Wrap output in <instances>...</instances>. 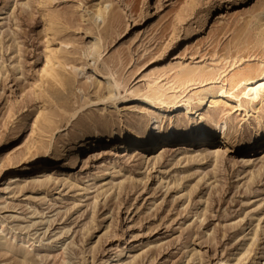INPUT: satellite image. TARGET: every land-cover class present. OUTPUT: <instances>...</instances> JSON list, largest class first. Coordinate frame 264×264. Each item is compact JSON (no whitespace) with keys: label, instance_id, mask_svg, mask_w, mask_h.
I'll return each instance as SVG.
<instances>
[{"label":"rangeland","instance_id":"rangeland-1","mask_svg":"<svg viewBox=\"0 0 264 264\" xmlns=\"http://www.w3.org/2000/svg\"><path fill=\"white\" fill-rule=\"evenodd\" d=\"M48 13L68 87L42 74ZM262 13L264 0H0V264H264V150L247 163L255 154L237 144L217 172L189 162L200 148L188 141L160 161L161 141L38 161L91 121L148 120L147 98L173 116L189 106L214 142L223 122L251 136L264 123ZM45 174L57 182L37 184ZM16 175L23 189L7 192Z\"/></svg>","mask_w":264,"mask_h":264},{"label":"bare ground","instance_id":"bare-ground-1","mask_svg":"<svg viewBox=\"0 0 264 264\" xmlns=\"http://www.w3.org/2000/svg\"><path fill=\"white\" fill-rule=\"evenodd\" d=\"M234 3L235 1H231L227 8ZM44 19L45 32L48 36V45L46 48V62L42 74L47 78L46 80H48L49 83H53L56 86L59 85V87H68L67 83L69 82V79L67 81V75V78L65 79V74L62 73V70H64V73L67 72H65L67 63L64 62L65 44L61 43L58 48L53 46L59 32L57 28V19L50 13H48ZM258 22L261 24L263 28L262 33L264 34V13L259 16ZM195 33H197V31H195ZM93 71L94 75L102 74L100 69L96 66ZM257 83L258 81H251V90L259 91L263 88V85H257L256 87L255 84ZM68 85L70 84L68 83ZM213 97L214 95L212 93L203 96L200 100V106L203 107L205 104L209 103ZM112 98H108V100ZM173 109V107L163 102L157 101L153 98H147L143 103L142 110L149 115L148 120H141L134 124H127L123 121L119 126L111 130L99 129L98 124L91 121L89 124L90 130L81 132L80 135H77L75 138H71L67 132L62 135L61 140L57 142L53 148H48L44 156L38 159L39 164L43 167V171H45L48 169L49 165L55 163L58 159H61V157H63L68 151H70V154H68L67 157L70 159V164L73 165L72 162L74 163L79 160V157L83 154H85L86 157L93 156L98 149L103 148L104 146L114 148L119 152L123 150V152L127 153L139 148L148 147L150 149L159 145V142L161 141L164 143V146L160 148L163 151V154L157 158V161H160L164 158V154L167 151H171L173 145H175L177 141H188L195 143L196 147L200 148L197 155L188 157L189 162L198 161L200 165H203L206 161H209L210 167H214V170L217 172L223 159L233 152L237 144H242V147H244L243 150H250V153L255 154L254 156H250V159L246 160L247 163L252 162V159L256 157L258 151L264 150V123L262 122L253 128L251 136L245 138H241L237 135L228 123L223 122L218 124L216 129L218 131L219 141L214 142L212 132L207 130L202 122L193 119L192 110L189 106H186L182 114L177 116H173ZM43 117V113L38 117L35 122L36 128L41 123ZM183 118L188 120V125L182 124ZM234 134L235 136H233ZM57 180L58 179L54 176L45 174L43 175V179L37 180L36 183L39 185H46L51 182L56 183ZM19 181H21V179L18 175L11 176L9 181L6 182L4 190H7V192L11 191L14 186H19L20 190L23 189L19 185ZM12 192L9 193L11 194ZM1 242L2 239H0V243ZM8 249H10V251L14 250L12 247H8ZM250 251L248 253H250ZM58 258L60 260L57 264H65L67 262L65 254L60 255ZM112 259L113 260H111V258L106 260L105 264H113L118 261L119 256ZM31 263L35 264L32 259L25 256L22 264ZM218 264L228 263L218 262Z\"/></svg>","mask_w":264,"mask_h":264}]
</instances>
